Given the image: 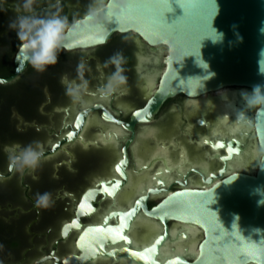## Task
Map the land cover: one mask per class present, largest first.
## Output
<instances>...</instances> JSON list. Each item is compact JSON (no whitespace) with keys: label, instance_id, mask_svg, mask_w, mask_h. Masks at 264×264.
Wrapping results in <instances>:
<instances>
[{"label":"flooded vegetation","instance_id":"obj_1","mask_svg":"<svg viewBox=\"0 0 264 264\" xmlns=\"http://www.w3.org/2000/svg\"><path fill=\"white\" fill-rule=\"evenodd\" d=\"M106 1L36 0L32 14H56L69 24ZM21 14L23 0H0V29L14 31L10 25ZM20 44L4 63L8 75ZM166 53L165 45H151L136 32H114L104 44L58 49L45 71L28 63L9 83L0 141H13L0 145V171L8 173L10 157L25 145L39 142L47 154L36 169L14 168L0 179L6 183L0 186L1 234L20 240L17 248L0 244V264L41 258V264H190L197 258L204 229L169 210L173 195L207 190L235 173L255 175L261 149L235 87L178 93L147 108ZM121 57L126 83L109 91ZM18 251L21 258H11Z\"/></svg>","mask_w":264,"mask_h":264},{"label":"water","instance_id":"obj_2","mask_svg":"<svg viewBox=\"0 0 264 264\" xmlns=\"http://www.w3.org/2000/svg\"><path fill=\"white\" fill-rule=\"evenodd\" d=\"M216 3L219 13L215 16L214 0H107L68 24L63 49L94 47L114 32L129 31L151 45H165V66L146 105L149 109L178 93L197 96L236 88L244 107L241 112L253 122L261 149L256 174L235 173L207 190L178 192L169 210L204 229L199 254L190 264H264V203H258L264 197L256 192L264 189V104L249 114L253 107H248L244 95L255 85H264V0ZM212 22L225 33L222 42L205 38H216ZM28 63L20 44L14 55L15 69L0 76V84L13 82ZM13 169L11 163L8 173L0 171V179L8 178ZM44 261L41 258L34 264Z\"/></svg>","mask_w":264,"mask_h":264},{"label":"clouds","instance_id":"obj_3","mask_svg":"<svg viewBox=\"0 0 264 264\" xmlns=\"http://www.w3.org/2000/svg\"><path fill=\"white\" fill-rule=\"evenodd\" d=\"M36 0H23V7L26 14H21L17 17L16 21L10 25L17 30V36L21 40V49L30 65L36 71H45L48 65L55 64L57 60V50L67 47L64 43L65 29L67 28V19L56 14L50 16H37L33 15L32 5ZM216 5L215 16L219 13V6L214 0ZM214 16V18H215ZM213 18V20H214ZM212 36H207L213 43L222 42L225 36L223 31L218 30L213 26ZM235 27V26H234ZM204 38V39H205ZM241 41L242 36L238 37ZM264 53V50H262ZM120 56V54H117ZM116 61L118 65L116 71L109 78L107 89L114 91L126 83V76L122 73L124 71L122 66H119L122 61ZM264 85L257 84L253 87L251 93H245V99L248 107H255L258 104H264ZM71 99L78 100V95H71ZM43 150L39 142L28 144L20 148L16 155L10 157L12 166L18 168L21 172L26 169L34 170L39 167ZM256 192L264 197V189L257 188ZM258 203H264L262 198Z\"/></svg>","mask_w":264,"mask_h":264},{"label":"rangeland","instance_id":"obj_4","mask_svg":"<svg viewBox=\"0 0 264 264\" xmlns=\"http://www.w3.org/2000/svg\"><path fill=\"white\" fill-rule=\"evenodd\" d=\"M0 33H1L0 37L1 36H7V39H4L2 41V42H6V43H5V45L3 47L0 48V57H1L2 55H5L7 53L8 54L11 53L12 50H14L15 44L18 43V42H20L21 40L17 36V30L16 29L14 31H10L8 29H0ZM7 73H8V71L6 69H4L3 67H1V65H0V75H4L5 76V74H7ZM11 91H12L11 85H9V84H7V85H0V107L2 105H7L8 98H9L8 96H9V94H10ZM11 141H13L12 138L10 136H7V137H5L4 139H2L0 141V143H1L0 145L7 144L8 142H11ZM4 185H6V183L0 182V186H4ZM2 214L3 213H1L0 216H2ZM20 233L22 234L23 231L21 230ZM22 242H24V239L22 240ZM7 253H9V252H7ZM15 253L16 254H12L11 255V258H15L16 257V260H19L21 258V252L18 251V252H15ZM5 255H7V254H5ZM6 257H4V259Z\"/></svg>","mask_w":264,"mask_h":264},{"label":"trees","instance_id":"obj_5","mask_svg":"<svg viewBox=\"0 0 264 264\" xmlns=\"http://www.w3.org/2000/svg\"><path fill=\"white\" fill-rule=\"evenodd\" d=\"M18 45V43H16L15 44V46H17ZM12 55H13V53H7V54H5V55H2L0 58H4L5 59V61L4 62H2V60H0V65H1V67H3L4 69H6L7 71H10V67L8 66V65H5L4 63H7V62H9L11 59H12ZM9 74V72L7 73V74H5V76L6 75H8ZM0 76H4V75H0ZM0 122H2V120H0ZM2 230H3V227L2 226H0V244L2 245V244H5V245H8L9 247H12V248H17V247H19V245H20V240H18V238L17 239H13V240H11V241H5L4 240V238H3V236H2Z\"/></svg>","mask_w":264,"mask_h":264},{"label":"bare ground","instance_id":"obj_6","mask_svg":"<svg viewBox=\"0 0 264 264\" xmlns=\"http://www.w3.org/2000/svg\"><path fill=\"white\" fill-rule=\"evenodd\" d=\"M101 2H102V1H101ZM157 50H158V49H157ZM153 76H154V75H153ZM152 80H153V79H152ZM149 82H150V81H149ZM149 84H150V83H149ZM150 85H151V84H150ZM149 87H150V86H149ZM152 87H153V86H152ZM226 90H227V88H226ZM226 90H225V91H226ZM220 93H221V92H220ZM222 93H223V92H222ZM223 94H224V93H223ZM225 94H226V92H225ZM223 98H224V97H223ZM224 99H226V97H225ZM209 100H210V98H209ZM218 101L220 102L221 100L219 99ZM220 105H221V102H220ZM221 107H222V105H221ZM219 108H220V107H219ZM222 108H223V107H222ZM220 109H221V108H220ZM218 112H219V111H218ZM230 114H231V113H230ZM217 116H218V114H217ZM219 116H220V115H219ZM219 116H218V117H219ZM221 116H222V113H221ZM219 119H220V118H219ZM223 119H225V118H223ZM227 121H228V120H227ZM229 121H230V119H229ZM235 123H236V122H235ZM239 124H240V122H239ZM239 124H238V125H239ZM241 124H243V123H241ZM245 125H246V124H245ZM233 128H234V127H233ZM234 129H235V128H234ZM110 132H111V131H110ZM110 136H111V135H110ZM112 136H113V135H112ZM255 153H256V152H255ZM255 153H254V155L256 156ZM254 155H253V156H254ZM257 156H258V155H257ZM251 157H252V156H251ZM254 158H255V157H254ZM251 159H252V158H251ZM248 161H249V160H248ZM241 165H242V164H241ZM162 171H164V170H162ZM188 228H189V227H188ZM192 229H193V228H192ZM182 230H183V229H182ZM189 230H190V229H189ZM174 241H175V240H174ZM174 241H173V242H174ZM179 242H180V241H178V243H179ZM176 243H177V242H176ZM176 243H175V244H176ZM179 246H180V245H179ZM193 246H194V245H193ZM181 248H182V246H181ZM190 248H191V247H190ZM165 249H166V248H165ZM176 250H177V249H176ZM187 250H188V248H187ZM191 250H192V249H191ZM169 251H170V250H169Z\"/></svg>","mask_w":264,"mask_h":264},{"label":"snow or ice","instance_id":"obj_7","mask_svg":"<svg viewBox=\"0 0 264 264\" xmlns=\"http://www.w3.org/2000/svg\"><path fill=\"white\" fill-rule=\"evenodd\" d=\"M108 118L111 119V117H108ZM73 135H74L73 133H69V138L71 139V137H72ZM120 163L123 164L124 162L121 161ZM117 171H119V165L117 166ZM105 191H107V189H105ZM41 202H42V203H47V198H44ZM123 238H126V236L123 237ZM161 239H163V237H161Z\"/></svg>","mask_w":264,"mask_h":264}]
</instances>
